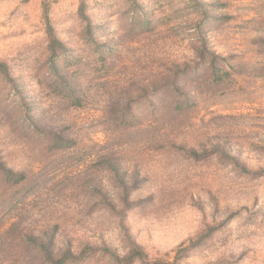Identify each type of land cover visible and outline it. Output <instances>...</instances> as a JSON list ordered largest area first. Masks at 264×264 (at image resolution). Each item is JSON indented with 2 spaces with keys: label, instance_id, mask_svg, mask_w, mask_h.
<instances>
[{
  "label": "rangeland",
  "instance_id": "374dc122",
  "mask_svg": "<svg viewBox=\"0 0 264 264\" xmlns=\"http://www.w3.org/2000/svg\"><path fill=\"white\" fill-rule=\"evenodd\" d=\"M0 63V264H264V0H0Z\"/></svg>",
  "mask_w": 264,
  "mask_h": 264
},
{
  "label": "trees",
  "instance_id": "16d2710c",
  "mask_svg": "<svg viewBox=\"0 0 264 264\" xmlns=\"http://www.w3.org/2000/svg\"><path fill=\"white\" fill-rule=\"evenodd\" d=\"M2 66H3L2 63H0V68H2ZM7 174H10V173L7 171Z\"/></svg>",
  "mask_w": 264,
  "mask_h": 264
}]
</instances>
